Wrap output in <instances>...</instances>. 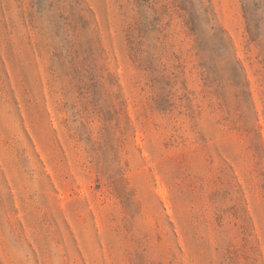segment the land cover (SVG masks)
I'll use <instances>...</instances> for the list:
<instances>
[{
	"label": "rangeland",
	"instance_id": "rangeland-1",
	"mask_svg": "<svg viewBox=\"0 0 264 264\" xmlns=\"http://www.w3.org/2000/svg\"><path fill=\"white\" fill-rule=\"evenodd\" d=\"M191 2L0 0V264H264V11Z\"/></svg>",
	"mask_w": 264,
	"mask_h": 264
},
{
	"label": "trees",
	"instance_id": "trees-1",
	"mask_svg": "<svg viewBox=\"0 0 264 264\" xmlns=\"http://www.w3.org/2000/svg\"><path fill=\"white\" fill-rule=\"evenodd\" d=\"M172 2V7L180 11L183 16L186 17V26L189 30L190 36L194 37L199 47H202V45H217V43L218 45H227V38H225L224 33L221 30L211 28L210 36L207 39L201 35L199 30L200 16L197 15L195 6L191 0H172ZM257 6H259V9L264 11V0H260ZM199 11L203 16L207 15V9L200 7ZM243 13L245 20L247 21L246 29L250 41L256 45H264V39L259 33L260 22L256 20L255 17H253V14L251 13L250 9L247 8V6L243 8Z\"/></svg>",
	"mask_w": 264,
	"mask_h": 264
}]
</instances>
